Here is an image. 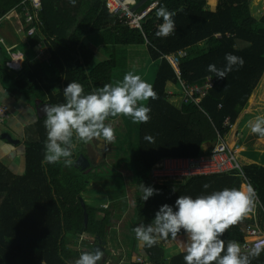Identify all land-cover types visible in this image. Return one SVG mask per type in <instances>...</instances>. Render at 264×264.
<instances>
[{"label":"trees","instance_id":"16d2710c","mask_svg":"<svg viewBox=\"0 0 264 264\" xmlns=\"http://www.w3.org/2000/svg\"><path fill=\"white\" fill-rule=\"evenodd\" d=\"M23 1L31 4V0H0V18L17 6L19 9ZM157 1V7L142 20V30H139L116 22L102 0H41L43 10L35 18L41 24L35 26L28 43H22L15 49L26 57L25 71L21 76L18 75L21 72L6 71L4 60H8L9 55L0 45V76L11 84L16 95L29 99L37 97L52 105L65 103L63 91L71 82L81 83L87 94L105 84L122 80L118 77L121 74L119 63L114 58L118 47L124 51L129 46L147 49L157 64L152 85L157 98L147 102L151 119L144 124H133L129 120L130 123L119 130L117 139L123 145V155L127 159H130L128 155L132 156L130 165L136 181L137 215L133 225L126 223L134 228L151 224L162 205L175 208V202L181 195L196 198L224 188H240V178L227 175L189 178L173 186L168 181L153 183L150 170L163 158L208 154L210 150H204L203 144L212 145L218 134L224 136L229 133V126L224 125L226 120L237 129L244 126L248 115L241 119L240 116L245 109L252 108L251 102L260 95L264 86V14L260 19L251 15V0ZM150 3L148 0L139 11ZM160 7L176 13L173 17L175 31L166 37L157 35L163 23L156 14ZM29 27L27 24L25 31ZM98 33L103 42L112 47L107 51V59L103 58L105 60L95 58L96 51L85 41L93 40ZM216 34H220V38ZM40 43L46 52L43 57L33 59L32 49ZM180 51L186 52L185 56H179L178 61L182 81L203 84L209 75L215 80L198 104L190 102L177 109L169 101L166 86L169 83L179 86V79L165 56L177 55ZM229 53L242 57L245 63L243 67H234L226 78H217L208 71V66L214 64L217 68H224L227 63L225 56ZM181 92L183 96L182 88ZM44 119L37 123L39 142L26 144L24 173L14 175L0 166V264H65V261L74 264L81 252L93 250L98 238L102 242L107 243L108 239L114 242V235L111 237L109 230L113 216L108 209L112 208L104 205L106 203L98 193L106 191L108 200L114 202L118 200V189L110 188L111 177L107 175L106 179L102 176L103 172H98V167L92 162L87 167L45 163L47 131ZM146 136L152 137L153 141L146 140ZM88 144L78 145L74 160ZM243 148L238 153L244 151ZM129 163L128 160L131 168ZM240 164L264 204V166L248 159H242ZM118 177L124 179L115 173L111 179ZM205 183L211 185L207 190L203 188ZM140 184L153 187L159 194L143 201ZM80 198L84 200L88 215L86 225ZM242 220L230 226L222 237L226 242L235 240L241 243L250 238L242 231ZM84 234L92 242L84 239L85 250L79 251L73 244L74 239ZM180 236L186 237L183 232ZM133 240L132 244L136 243L135 234ZM173 241L171 237L161 239L154 247H143L144 255H130L121 263L185 264L183 257L186 251L170 259L164 258V249ZM106 245L103 251L106 255L99 264H108L111 260V249ZM252 264H264V250L252 260Z\"/></svg>","mask_w":264,"mask_h":264},{"label":"clouds","instance_id":"9594fccd","mask_svg":"<svg viewBox=\"0 0 264 264\" xmlns=\"http://www.w3.org/2000/svg\"><path fill=\"white\" fill-rule=\"evenodd\" d=\"M156 14L158 18L163 19L157 35H171L175 31L173 17L176 13L160 7ZM225 60L227 63L224 68L211 64L208 71L214 73L217 78L224 79L234 67H243L245 63L242 57L231 53L226 54ZM63 95L65 103L45 105L43 108L44 126L47 131L44 162L53 165L62 163L65 167H72L77 163L73 155L80 143L88 144L94 140L106 143L115 141L116 130L108 123L110 118L127 117L133 124L147 123L151 119V109L146 102L157 98L153 86L132 71L127 72L122 80L105 84L87 94L81 83L71 82L64 89ZM224 125H228L230 130L235 126L230 124L229 120H226ZM249 127L252 133L264 139V116H257L254 121H250ZM227 134H218L211 148L208 147L210 144L205 143L206 150H210L208 154L188 158L208 156L213 149L226 144L235 151L240 163L237 148L241 146L232 144L230 139L226 138ZM145 139L153 141L150 136ZM153 167L150 170L151 178ZM197 177L208 176L184 174L177 180L164 181L172 183L173 186L177 182ZM139 187L143 201L159 194L153 187L144 184ZM210 187L209 183L203 184L205 190ZM254 189L255 186L249 178L245 181L240 178V188H224L196 198L181 195L175 202V208L168 204L162 205L151 224H141L133 229L138 246L151 248L161 239L171 237L175 240L183 232L186 236V254L183 257L185 264H252V260L264 250L261 244L245 250V246L239 242H226L222 237L230 226L254 212L259 203ZM175 190L174 187L173 191ZM103 256L104 253L98 249L83 251L74 264H99ZM65 264L73 262L65 261Z\"/></svg>","mask_w":264,"mask_h":264},{"label":"crops","instance_id":"0c3cea01","mask_svg":"<svg viewBox=\"0 0 264 264\" xmlns=\"http://www.w3.org/2000/svg\"><path fill=\"white\" fill-rule=\"evenodd\" d=\"M102 1L106 5V0H102ZM147 1L148 0H132L131 1L132 8L137 9V11H139V9ZM108 12L110 14H112L113 16H115V21L118 22L119 24H121V26L129 27L127 24L120 23V19L118 18V15L116 13L111 12L109 9H108ZM15 25H18V24H15ZM25 27L23 28V34H25L27 38L31 37V36L27 35V31H25ZM129 28H131V27H129ZM17 29H18V26H17ZM136 29L142 30V26H141V28H136ZM16 33L19 34L18 32H16ZM15 36H16V34H15ZM3 40L4 39L3 38L1 39V37H0V45H2L4 47L5 52L9 55V59L4 60V68L6 69V71H9V72H16V73L21 72L18 75H20V74L22 75L23 71H25L24 70V67H25L24 64L26 61V57H25L24 53L16 52L15 49H16V47H18L22 43L26 44V43H24L25 41L19 42L18 38H17L18 41H16L15 43L7 41L8 46L6 47ZM85 41H86V44L89 45L90 48H92L96 51V57L99 56L98 54L102 50H104V51L106 50V52L104 54L107 57V51L112 49V47H110V45L105 44L103 42L102 38L100 37V33H98L95 36V39L93 38V40L90 39L88 41L87 40H85ZM41 45L42 44L40 43V44L36 45L34 48L40 47V48L45 50L46 48L42 47ZM136 47H138V46H129V48L125 49V51H127L126 55L129 56V58L133 55L130 52V50H135ZM8 48H10V49H8ZM34 48L32 50H34ZM0 50H1V48H0ZM45 52H46V50H45ZM182 52H184V51H182ZM43 55L41 57H43ZM1 56H2V54L0 51V58H1ZM37 57H38V55L36 54V56L33 59H36ZM41 57H39V58H41ZM99 57H101V56H99ZM103 58L104 57H101L102 60H105ZM0 62L2 63V59H0ZM169 63L173 66V68L175 69L176 74H177V71H179V67L177 66V68H175L174 65L170 61H169ZM129 71H132V68L128 69L126 72H123L122 78ZM134 74H136V73H134ZM179 74H180V71H179ZM206 78H209L211 80H215L210 75L207 76ZM206 78H205V81H206ZM178 79H179L178 81L180 84L179 86L174 85L172 83L167 84L166 94L169 97L170 103L174 107H176L177 109H180L183 104H186V102L182 98V92H181V88H180L182 79L180 78V75H178ZM182 82H184V81H182ZM7 83L8 82L5 81L0 76V105H6L8 107V117L4 120L3 123L0 124V166H1V168L11 172L14 175H21L25 171L26 162H25V158L23 155L26 151V144L39 142V140H40L39 135H38L39 131L37 128V123L39 124L38 120L45 117V113L43 112V109L41 110V108H44L43 106H45V105H43V104H50V105H52V104L48 103L47 101H43L42 99H38V98L35 99L36 101L38 100V103L36 104V102L33 98L29 99V98L24 97L22 95L18 96L11 89V84L8 83L9 84L8 85ZM184 83H187V82H184ZM29 103H32L33 105H30ZM38 109L41 110L40 114L38 113ZM249 113H250V109L248 107L247 109H245L242 112L240 119L242 117H247L246 114L248 115ZM248 118H249V115H248ZM240 119H239V121H240ZM246 119L247 118H245V120ZM109 120H110L111 124L116 123V124L121 125L120 126L121 128L119 127L120 129L124 128L131 121L127 117L110 118ZM45 138L47 139V136ZM96 144L99 145L100 141H94V145H96ZM91 145H93V143L88 144L87 148L89 149ZM256 147L258 148V152L260 150H263V152H264V139L259 138L257 141H255L253 143V145H250L249 147H244L243 148L244 151H242V153H244L246 156H243L242 158H245V159L247 158L248 160H256L257 161L256 164L264 166V157H261L258 155H257V157H255L254 149ZM107 151H108V149H107L106 142H105V148L102 149V153H100L98 150L97 151L94 150L93 152H95V154H97V156H102V155L107 156ZM83 155L90 162H92V156H90V154L87 155V154L83 153ZM78 156L75 158V160L78 158ZM129 156H131V155H129ZM5 161H7L8 163H5ZM108 161L113 162V159L108 160ZM112 165H114V164L112 163ZM125 167H128L129 173H132L131 172L132 168H130L127 164ZM14 169H16V171H14ZM115 171L117 173L121 174V176H122V173L126 172V168H124V170H123V168H120L119 170H115ZM132 175H133V173H132ZM120 190H122V189H120ZM255 192H256V190H255ZM103 193L107 194L106 191H104V190L98 194L101 195ZM116 196L119 198L118 194H116ZM125 198L123 200H125ZM258 201H259V203L256 205L257 206V214H255L254 216L242 218L243 220H242L241 225L243 227L242 228L243 232H244V229L246 227H254V228L258 229L260 231V233L264 234V204L261 202L259 196H258ZM104 203H106L104 205L111 206V208H112V209H108L109 213H111L113 216L111 218V220H112L111 221V227L109 228V230L111 231L110 232L111 237H112V234L114 232L113 235H114L116 241L118 243H120L124 239V237L130 233V229L128 228L129 224L127 225V223H126L127 217H128L127 210H124L123 208H119L117 200L114 202H110L109 200H107ZM82 207L84 208V212H85L86 211L85 204ZM126 208H127V206H126ZM104 209H105V207H104ZM84 212H83V214H84ZM86 213H87V211H86ZM120 213H122V215ZM259 215L262 218H259ZM118 216H120V218L117 219ZM122 218H123V220H121ZM87 219H88V215H87ZM86 223H87V221H85V218H84V224L86 225ZM121 224L124 226V228L120 227ZM131 225H133V224L131 223ZM84 239H85V241H87L89 238L87 235L84 234ZM176 240H178V241H176ZM90 242H92V239L90 240ZM115 242L113 243L109 239L107 240L106 246H107V249H111L110 250L111 254H112V252H118L117 250H115V247H114ZM167 246L164 249V257H165V259H170L173 256H176L182 252H185L186 237H183V236L177 237L173 242L168 243ZM82 247H83V250H85L83 245H82ZM133 247H135V248H133ZM81 248H79V249H81ZM118 253H119L118 255H120L119 260H117L116 257H114V258L110 257L111 260L115 261L114 264H124V263H121L122 259H124V261H126L130 257V255L136 256L139 253L144 255V250H143V247L138 246V242L136 241V243H133V244L130 243L129 245L123 244L121 246V251H119ZM105 255L106 254H104V256Z\"/></svg>","mask_w":264,"mask_h":264},{"label":"rangeland","instance_id":"374dc122","mask_svg":"<svg viewBox=\"0 0 264 264\" xmlns=\"http://www.w3.org/2000/svg\"><path fill=\"white\" fill-rule=\"evenodd\" d=\"M41 4H42V2H41ZM42 10H43V7H42ZM250 11H251V15L254 18L260 19L262 17V15L264 14V0H251L250 1ZM16 12L18 14H16ZM21 16H22V14L19 10H15V12L13 10H11L8 14H6L2 18H0V24L2 23L0 25V30H1L0 31V34H1L0 37H1V39L2 38L4 39L3 41H4V44L6 47L8 46L7 41L15 43L16 41L19 40V42L25 41L24 43H28V38L26 37L25 34H23V28L27 24L24 23V20L21 18ZM25 20H26V18H25ZM15 24H18V25H15ZM17 26L21 32L17 29ZM16 32H18L19 34H17ZM15 33H16V36L18 35L17 37L15 36ZM17 38H18V40H17ZM93 38L95 39V36ZM8 49H10V48H8ZM33 51H34L35 56L37 54L38 57H41L45 53V50L40 48V47L34 48ZM103 51L104 50H102L98 55L107 59V57L103 53ZM124 52H127V51H124V50H121L120 48H118L117 51L115 52V56H114L115 60H117L119 63L118 71H120L119 73H121L120 76H118V77H120L122 79V73L126 72L128 69L132 68V72L140 75L146 82L153 85L157 64L155 61H153L150 58V56L147 52V49L146 48L144 49L142 46H138L135 48V50H130V52L133 54L130 58ZM101 57H95V58H97L98 60H102ZM123 57H127V58H123ZM121 66L123 67V69L121 68ZM118 71H116V72H118ZM115 82L116 81H114V83ZM262 90L263 91L260 93V95L255 98V101H252V102L250 101L252 103V108L250 107V113L248 114L249 118L246 121V123L244 124V126H241L238 129L236 128V126H234L231 128L229 133L226 135V138L230 139V142H233V144L240 145L241 147H249L250 145H253V143L260 138L257 134H254L251 132L250 127H249V122L254 121L257 116H264V86H263ZM255 91L256 90H254V92ZM36 98H33V99L35 100ZM35 102L37 104L38 100L37 101L35 100ZM29 104L33 105L32 103H29ZM112 125L116 130L117 137L115 140H117L120 137L119 130L122 131V129L119 128L121 125L116 124V123H112ZM120 141L121 140H117L116 142L114 141L113 143H107V145H106L108 148L107 156H104V155L97 156V154H95V152H93L94 150L97 151V149H98V144L94 145V141H92L93 145H91L89 149L87 148L88 146H86L85 149L82 151V153H80L79 155H81L83 153L87 154V155L90 154V156H92L93 165H96L98 167V172H103L102 176H104L106 179H108L106 177L107 175L112 178L114 173L116 175L119 174L113 170H119L120 168H123V170H124V168H126V172L122 173V176L124 177V179L118 177L117 179L113 178V180H112L110 178L109 186L111 189H113V188L118 189L117 190V194L119 195V198L117 200L118 206H119V208H123L124 210H127V214H128L127 221L130 223H133L135 218H136V215H137V208L135 206V202H136L135 196H137L136 181L133 179L132 173L128 172V167H125L128 160L130 161L129 165L131 164L130 159L132 158V156L128 155V158H130V159H127L123 155V152L121 150V147L123 145H121ZM208 147L211 148L212 145L210 144ZM203 149L206 150L205 144H203ZM110 150H112L113 152L111 153ZM254 154H255V157H257V155L264 157L263 150H260L258 152L257 147L254 149ZM238 155H239L240 161L242 159H245V158H242L243 156H246L244 153L241 152ZM117 157L120 159H118ZM111 159H113V162L107 161V160H111ZM106 161L108 164L105 166ZM250 161L253 163H257L256 160H250ZM5 163H8V162L5 161ZM112 163L114 165H112ZM131 168H132V166H131ZM14 171H16V169H14ZM134 182H135V184H134ZM120 189H122V190H120ZM98 197L101 200H104V202L108 200V195L105 193H103L101 195L98 194ZM94 198H97V195ZM124 198H125V200H123ZM126 206H127V208H126ZM120 214L122 215V213H120ZM118 218H120V216H118L117 219ZM259 218H262V217L259 215ZM121 220H123V218ZM120 227L124 228V226L122 224L120 225ZM128 228L130 229V233L127 234L120 243H118L114 237V242L116 241L114 244V247H115V250H117L118 252L121 251V246L123 244L129 245L130 243H132L133 236H134V231H133L134 227L130 226ZM113 234H114V232H113ZM75 237L76 238L74 239L73 244L77 248V250L82 251L83 250L82 245L84 243V240H82L83 235H77ZM176 241H178V240H176ZM79 248H81V249H79ZM118 252H112V255L111 254H109V255L111 258L116 257V259L119 260L120 255H118L119 254ZM114 263H115V261L110 260L108 264H114ZM102 264H106V263L103 262Z\"/></svg>","mask_w":264,"mask_h":264},{"label":"built area","instance_id":"2783aa9c","mask_svg":"<svg viewBox=\"0 0 264 264\" xmlns=\"http://www.w3.org/2000/svg\"><path fill=\"white\" fill-rule=\"evenodd\" d=\"M131 1L132 0H106V7L111 12L118 15L120 23L127 24L131 28H141L142 20L158 5V1H152L145 9L140 11L132 8ZM22 3L24 4L21 5L19 9L17 6L15 10L21 12V18L24 20V23L30 26L27 30V35L33 36L35 26L41 24L39 21L37 22L35 20L42 12L41 0H31L30 5L25 4L24 1ZM16 14L18 13L16 12ZM216 37L220 36L216 34ZM185 54V52L181 51L177 55H169L165 56V58L177 68L179 56L183 57ZM177 74L180 75L179 71H177ZM213 84L214 80L209 78H206L203 84H189L181 81V88L183 90L182 98L186 103H199L201 99L207 95ZM7 117L8 107L6 105H0V123H3ZM184 174L194 176L227 175L230 177H240L244 181L247 180L235 151L226 144L213 149L212 153L208 156L198 158H163L158 161L152 169L153 183L169 179L177 180ZM255 214H257V206L254 212L245 217L254 216ZM244 232L250 237L240 243L242 246H245V250L251 249L257 244H261L262 247H264V234L260 233L258 229L246 227ZM139 260L143 261L141 257H139Z\"/></svg>","mask_w":264,"mask_h":264},{"label":"water","instance_id":"95a60500","mask_svg":"<svg viewBox=\"0 0 264 264\" xmlns=\"http://www.w3.org/2000/svg\"><path fill=\"white\" fill-rule=\"evenodd\" d=\"M43 105H50V104H43ZM44 107V106H43ZM43 108H41V110H42ZM40 109H38V113L40 114V111H41ZM105 148V142H102V141H100V144L98 145V151L100 152V153H102V149H104ZM76 161H77V163H76V165L77 166H81V167H87V166H89L90 165V161L83 155V154H81V155H79V157L76 159ZM90 169H88V171H89ZM80 201H81V203H82V206H84V200L82 199V198H80ZM84 218H85V221H87V213H86V211L84 212ZM98 243L96 244V245H94L93 246V250H95V249H98L99 251H104V246L107 244L106 242H102L101 241V239L100 238H98ZM92 250V251H93Z\"/></svg>","mask_w":264,"mask_h":264},{"label":"bare ground","instance_id":"6f19581e","mask_svg":"<svg viewBox=\"0 0 264 264\" xmlns=\"http://www.w3.org/2000/svg\"><path fill=\"white\" fill-rule=\"evenodd\" d=\"M232 144H233V143H232ZM230 146H231V144H230ZM240 148H241V147H238V148H237V153H238V151L240 150Z\"/></svg>","mask_w":264,"mask_h":264}]
</instances>
